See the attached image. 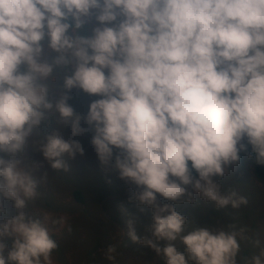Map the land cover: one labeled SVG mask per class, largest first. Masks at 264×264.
I'll list each match as a JSON object with an SVG mask.
<instances>
[{"label": "clouds", "instance_id": "obj_1", "mask_svg": "<svg viewBox=\"0 0 264 264\" xmlns=\"http://www.w3.org/2000/svg\"><path fill=\"white\" fill-rule=\"evenodd\" d=\"M89 24L91 35H82ZM69 68L55 99L54 70ZM73 88L99 97L86 116L67 103ZM53 110L73 137L94 131L101 164L114 160L138 190L132 199L154 208L153 235L175 240L185 217L157 194L176 201L192 185L217 206L237 207L235 193L221 195L212 177L247 145L264 164V0H0V196L18 210L37 195L19 156ZM39 150L56 170H67L64 154H83L55 129ZM3 236L16 237L7 260L17 264H41L57 247L23 211L0 223ZM182 240L197 264H236L235 234L200 228ZM163 253L167 264H187L172 244Z\"/></svg>", "mask_w": 264, "mask_h": 264}, {"label": "rangeland", "instance_id": "obj_2", "mask_svg": "<svg viewBox=\"0 0 264 264\" xmlns=\"http://www.w3.org/2000/svg\"><path fill=\"white\" fill-rule=\"evenodd\" d=\"M93 26L94 24H89L81 34L91 35ZM46 54L48 58L56 55L47 48ZM53 75L56 76V83L52 95L55 99H59L66 91L63 88V78L65 75H71V69H56ZM67 95L69 96L67 103L82 117L87 115L90 103L99 98L90 96L78 88L67 91ZM52 113L59 115L53 110L49 114V119L33 130L24 153L19 156L23 161L21 166H24L37 182L36 197L27 200L26 207L18 210L14 207L13 200L0 196L4 208V211L0 212V223L6 222L15 217L19 211H23L26 220H39L46 228L49 237L62 247L58 251H52L48 261L41 257V264H89L93 253L91 249L97 243L100 247L96 249L102 250L95 253L96 264H160L156 255L152 254L156 252V249L148 250L149 244L146 242L142 244L138 237L139 233H141L142 241L148 239L153 241L151 239L153 237L156 244L165 241L166 245H174L177 251L185 256L187 264H195V260L191 259L187 252V246L183 243L182 237L200 228H206L212 234H219L221 231L235 234L239 244V250L235 256L236 264H254L253 257L256 256H259L261 264H264V255L261 254L264 252V184L254 176L252 161L244 159L242 162H233L224 166L223 176L212 177L213 182L219 186L221 195L235 193L232 200L238 202L237 207H233L231 202L227 206H217L215 201L204 197L202 192L192 185L186 186V193L176 201L167 200L157 194L160 205L172 204L175 210L185 217L183 230L175 240L157 239L151 227L154 223V208L141 205L138 200L132 199L138 190L135 185L119 178L118 170L114 167V160L108 165L101 164L92 144L94 131L89 129L73 137L70 127L60 124L59 120L51 116ZM81 126L86 129L89 127L83 119ZM54 129L59 131L65 139L78 141L83 149V154L77 152L74 158L67 154L61 157L67 165V170L61 168L58 171L70 178V181L64 180L63 183L59 180L56 182L58 184L52 181V167L39 150V142L43 141L45 134ZM65 130H67L66 133H64ZM76 178L80 183L76 181ZM195 178L199 179V176ZM71 179L75 180L80 189L84 184H90L93 189L81 191L87 197L81 206L71 200L69 194L70 186H72ZM110 189L117 193L105 196L103 201L99 202L100 206L105 207L104 211L102 212L98 205L95 209L93 199ZM120 196L126 198L111 201ZM42 197L49 201L50 208L43 204ZM241 197L247 202L239 203ZM86 207L91 210L87 211ZM81 216L87 217L82 219ZM121 221L124 223L120 224ZM129 221H131V227ZM106 222H109L111 226ZM130 231L135 232L138 237L136 241L132 240ZM11 238L16 237H0V243L5 244L3 255L9 252L8 244ZM124 240L127 242L117 249ZM142 245L145 248H140L136 253L131 251Z\"/></svg>", "mask_w": 264, "mask_h": 264}, {"label": "trees", "instance_id": "obj_3", "mask_svg": "<svg viewBox=\"0 0 264 264\" xmlns=\"http://www.w3.org/2000/svg\"><path fill=\"white\" fill-rule=\"evenodd\" d=\"M60 85H61V84H60ZM51 116H54L57 120H59V115H57V114H55V113H52ZM51 116H50V117H51ZM67 127H70V125L67 126ZM66 131H67V130H65L64 133H66ZM245 143H246V141H245ZM239 156H240V159H239L238 162H242L244 159H248V160L252 161L254 176L258 179L259 182H261V183L264 184V164H261V163H258V162H257L256 153L252 151V146H251V145H247V151H241V152H239ZM74 165H76V164H74ZM193 175H194V177H197V176H198V174L195 173L194 171H193ZM51 178H52V181H53L54 183L58 182L59 180H60L61 182H63L64 180H65V181H70V178H68L67 176H65L64 174L60 173L58 170L53 169V168H52V175H51ZM71 180H72V179H71ZM76 181L80 183V181H79L78 178H76ZM63 183H64V182H63ZM68 183H69V182H68ZM68 183H67V184H68ZM56 184H58V183H56ZM70 185H72V186H70L69 194H70V197H71L72 202L75 203L76 205H79V206L83 205V204H84V199L86 200L87 197H85L81 191H82V190H87V189L90 190V188H91V190H93L92 187H91V185H90V184H84V185L82 186V188L80 189V188L77 186L75 180H72V181L70 182ZM85 185H90V186L87 187V186H85ZM86 187H87V188H86ZM115 193H117V191H114V190H111V189H110V190L104 192V194H100V195H98L97 198L93 199V200H94V202H93V207H94L95 209H97V205H98V208L101 209V211L103 212L104 209H105V207H104L103 205L100 206L99 202H100V201L102 202V201H103V198H104L105 196L112 195V194H115ZM125 198H126V197H121V196H120V197L113 198L111 201H116V200H118V199H122V200H124ZM42 201H43V204L45 203L46 207H49V208L51 207V205H49V201H48V200H45V198L42 197ZM86 208H87V211L91 210V209H89L88 207H86ZM150 208H151V207H150ZM88 216H89V215H88ZM84 217H87V216H81L82 219H83ZM106 223H107V222H106ZM123 223H124V221H121V222H120V224H123ZM107 224H108L109 226H111L109 222H108ZM125 231H126V230H125ZM126 232H127V231H126ZM129 235H130V233H129ZM129 235H128V236H129ZM138 237H139L140 240L142 241L141 233H139ZM149 237H150V236H149ZM151 239L153 240L152 242H153L155 245H157V247H159L161 250H163V248L167 246L166 243H165V241H160L159 243L156 244V243H155V240L153 239V237H151ZM127 240H128V239H127ZM127 240H124V241L122 242V244H121L117 249H119L121 246H123V245L125 244V242H127ZM140 240H139V241H140ZM148 240H150V239H148ZM13 241H14L13 238H11L10 241H9V244H8V245H9V251H10V250L12 249V247H13ZM55 243H56L57 247H56L55 249H53L52 251H58L60 248H62V247H59V245H58L57 242H55ZM106 244H111V243L106 242ZM142 244H143V243H142ZM103 246H104V244H103ZM97 247H100V244L97 243L95 246H93V248L91 249V251H94ZM140 248H145V247L142 245L141 247L136 248L135 250H131V251L134 252V253H136L137 250H139ZM146 249H147V248H146ZM148 250H153V247H152L151 245H149V249H148ZM8 253H9V252H8ZM8 253H6V254L4 255L5 258H6V264H17V262H14V261H8V260H7ZM152 254H155V255H156V257H157V259L159 260L160 264H167V258L165 257L163 251H162V252H157V251H156V252H154V253H152ZM148 255H150V254H148ZM95 260H96V259H95ZM95 260H94V261H95ZM194 263L197 264V261L195 260ZM94 264H96V263H94Z\"/></svg>", "mask_w": 264, "mask_h": 264}, {"label": "water", "instance_id": "obj_4", "mask_svg": "<svg viewBox=\"0 0 264 264\" xmlns=\"http://www.w3.org/2000/svg\"><path fill=\"white\" fill-rule=\"evenodd\" d=\"M107 218V217H106ZM108 219V218H107ZM102 249H96V250H94L93 251V253L91 254V256H90V259H89V264H94L95 263V261H94V258H95V253L96 252H99V251H101Z\"/></svg>", "mask_w": 264, "mask_h": 264}]
</instances>
